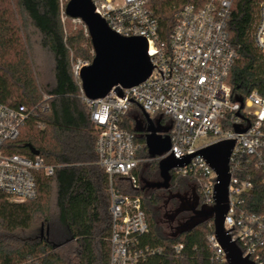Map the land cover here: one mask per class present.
Here are the masks:
<instances>
[{
    "label": "trees",
    "instance_id": "1",
    "mask_svg": "<svg viewBox=\"0 0 264 264\" xmlns=\"http://www.w3.org/2000/svg\"><path fill=\"white\" fill-rule=\"evenodd\" d=\"M65 1L67 4L69 0ZM209 1L148 3L158 20L160 35L166 38L185 5L202 8ZM262 2L233 1L227 23L229 41L238 55L227 79L233 101H243L252 91L264 93V54L252 36ZM64 20L69 27L65 28ZM93 58L86 25L65 14L63 0H0V102L12 107H38L20 137L9 144L13 153L38 155L56 167L50 177L38 173L36 198L15 203L0 197V264H109V178L98 165V129L81 98L80 78L72 71L77 59L92 62ZM167 120L161 117L162 124ZM120 125L142 144L139 157L143 158L136 170L139 189L127 186L123 191L143 196L149 222L143 242L163 248L162 253L141 264H216L208 241L213 231L211 218L194 221L173 234L163 231L158 211L163 197L146 186L160 175L159 161L149 156L145 144L146 123L141 110L133 106ZM241 176L249 177L252 183L251 193L245 196L246 207L264 214V175L255 157H249ZM115 182L125 184L121 177ZM193 184L200 208L203 200L191 179L171 177L168 191L187 194ZM179 243L183 249L177 256L173 245Z\"/></svg>",
    "mask_w": 264,
    "mask_h": 264
},
{
    "label": "built area",
    "instance_id": "2",
    "mask_svg": "<svg viewBox=\"0 0 264 264\" xmlns=\"http://www.w3.org/2000/svg\"><path fill=\"white\" fill-rule=\"evenodd\" d=\"M92 1L95 12L113 31L128 38L146 39L153 64L151 75L136 86L122 89V95L114 87L100 99H89L84 93L81 96L90 110V120L98 129V165L109 178V264H141L163 252L162 247L143 242L149 233L143 196L123 191L127 186L140 187L136 170L143 161L139 157L142 144L120 125L133 106L151 118L159 115L163 127L170 125L171 149L156 158L158 161L170 154L177 159L193 156L188 164L172 169L171 177L191 179L203 200L202 207L215 205L217 174L199 151L217 142L234 141L229 158V209L224 227L244 257L255 264H264V214L246 207L245 196L251 193L252 183L249 177L241 176L250 156L256 158L264 175V93L252 91L242 102L232 98L227 79L238 55L229 41L227 23L234 0H210L202 8L185 5L166 38L159 33L158 20L148 0ZM252 36L255 46L264 54V2ZM90 64L89 60L77 59L72 64L73 74L79 77L82 68ZM37 108L12 107L0 102V197L11 202L36 198L38 173L50 177L56 170L41 156L13 153L9 144L20 137ZM162 116L168 119L164 124ZM235 128L246 131L238 132ZM204 137L212 139L197 145ZM116 177L123 178L125 184H116ZM208 241L214 249L212 261L228 264L214 225ZM182 249V243L173 245L177 256Z\"/></svg>",
    "mask_w": 264,
    "mask_h": 264
},
{
    "label": "water",
    "instance_id": "3",
    "mask_svg": "<svg viewBox=\"0 0 264 264\" xmlns=\"http://www.w3.org/2000/svg\"><path fill=\"white\" fill-rule=\"evenodd\" d=\"M65 14L80 19L87 27L94 50L90 65L82 68L80 81L82 91L89 99L105 97L114 87L122 95V89L131 88L145 81L152 73L153 64L148 55V44L143 37H124L113 31L107 22L95 12L92 0H69ZM242 102L241 100H238ZM146 127L143 130L148 154L152 159L162 157L171 149L170 127L154 122L143 111ZM236 131L239 130L235 128ZM141 131V130H140ZM234 147L233 140L217 142L199 151L217 174L213 207H200L193 203L189 208L192 216L186 226L199 219H212L218 243L225 252L228 264H255L244 257L239 247L225 230L224 221L229 209V158ZM193 156L177 159L172 154L159 161L160 181L146 184L147 187L168 189L171 170L188 164ZM178 211H183L181 208Z\"/></svg>",
    "mask_w": 264,
    "mask_h": 264
},
{
    "label": "rangeland",
    "instance_id": "4",
    "mask_svg": "<svg viewBox=\"0 0 264 264\" xmlns=\"http://www.w3.org/2000/svg\"><path fill=\"white\" fill-rule=\"evenodd\" d=\"M65 5H66V1L63 0V11L65 9ZM65 22V20H64ZM65 28L69 27V23L68 21H66L64 23ZM74 26V25H73ZM78 26V25H76ZM79 28V26L77 27ZM152 118L156 121L159 120V115H152ZM212 138L211 137H204L202 139L199 140L197 145H202L205 144L207 142H209ZM143 166L146 167V164H144ZM158 195L163 197L162 203L160 204V206L158 207V211H159V222L162 225L163 231L166 234H173L174 232H176V229H172L171 226V222H170V216L173 215L174 211L177 212L178 210H180L181 205H179V201H181V199L185 196V198H191L192 196H195V190H194V184L191 186V190H189V192L187 194H181V195H176V194H168L162 190L158 191ZM173 199H176L178 202L177 204L172 201ZM183 200V199H182Z\"/></svg>",
    "mask_w": 264,
    "mask_h": 264
},
{
    "label": "flooded vegetation",
    "instance_id": "5",
    "mask_svg": "<svg viewBox=\"0 0 264 264\" xmlns=\"http://www.w3.org/2000/svg\"><path fill=\"white\" fill-rule=\"evenodd\" d=\"M146 123V121H145ZM168 127H170V125H168ZM161 179L159 180H156L152 183H155V182H158L160 181ZM149 189H152L154 191H159V190H162V191H168V189H157V188H151V187H148ZM168 194H174L171 190L168 191ZM183 199V200H182ZM181 199V201H179V205H181V209L183 211H177L173 213V215H171L169 218H170V222H171V228L172 229H176V230H179L180 227L182 226H186V221L189 220V218L192 216V212L190 211V207L191 205L194 203H197L198 204V198L195 197V196H192L191 198H185V196ZM176 200V199H175ZM184 214V215H183Z\"/></svg>",
    "mask_w": 264,
    "mask_h": 264
}]
</instances>
